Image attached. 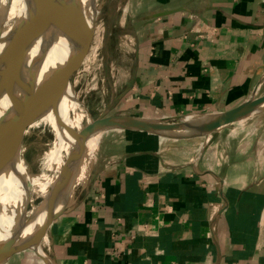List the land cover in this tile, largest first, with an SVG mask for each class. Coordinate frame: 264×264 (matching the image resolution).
Segmentation results:
<instances>
[{
  "label": "crops",
  "instance_id": "0c3cea01",
  "mask_svg": "<svg viewBox=\"0 0 264 264\" xmlns=\"http://www.w3.org/2000/svg\"><path fill=\"white\" fill-rule=\"evenodd\" d=\"M133 14L109 114L212 115L264 89V0H140ZM250 118L183 140L103 131L43 240L49 262L25 248L5 264H264V121Z\"/></svg>",
  "mask_w": 264,
  "mask_h": 264
},
{
  "label": "bare ground",
  "instance_id": "6f19581e",
  "mask_svg": "<svg viewBox=\"0 0 264 264\" xmlns=\"http://www.w3.org/2000/svg\"><path fill=\"white\" fill-rule=\"evenodd\" d=\"M69 3V0H0V31L5 37L4 40H0V52L8 45L7 39L21 22L20 42L22 46L28 45L24 76L26 80L35 77V82L16 92L15 103L8 101L6 97L0 99V118L4 117L1 128L6 127L9 139L20 142L29 122L32 124L42 120L53 125L58 140L50 157V165L57 172V177L50 188L59 179V174L75 146L77 136L85 127L84 119L89 115L78 98L73 96L69 68L52 82L38 86L54 69L66 64L73 50L71 43L58 27ZM199 117L190 115L186 120L191 121ZM101 134L102 131L94 132L86 142L77 163L71 188L60 191L51 200L47 198L41 209L33 212L32 219L22 232L24 240L36 233L49 215L69 204L77 181L88 162L87 158L94 150ZM25 182L22 150L15 156L11 153H0V240L9 239L18 229L15 221L17 213L12 214L10 209L14 211L17 207L23 206ZM48 194L47 190L46 197ZM18 213L17 217L21 215V212ZM46 238L45 236L43 240ZM36 248L43 252V241Z\"/></svg>",
  "mask_w": 264,
  "mask_h": 264
},
{
  "label": "water",
  "instance_id": "95a60500",
  "mask_svg": "<svg viewBox=\"0 0 264 264\" xmlns=\"http://www.w3.org/2000/svg\"><path fill=\"white\" fill-rule=\"evenodd\" d=\"M69 2L70 5L68 4L65 8L66 11L62 15V19L58 27L71 43L73 53L63 67L54 69L38 86H43L47 84V82H52L68 68L71 75V69L75 62V56L78 53H83L88 46L92 33V23L87 15L90 10L89 4L86 2L84 3L83 0H69ZM21 27V22L16 25L11 37L7 39L8 45L0 52V99L6 97L7 100L12 103H15L17 100L16 92L18 90L35 82V77L33 78L29 75V77L32 78L30 80H26L24 76L25 53L28 49V45L22 46L20 42L21 36L19 37V32L21 31ZM4 39L5 37H3V32L0 31V40ZM263 111L264 95L258 96L257 94L252 95L249 99L245 100L237 107L212 115H201L199 118L191 121L186 120L187 116L180 118L181 120L178 119L179 121L164 119L159 120L145 119L128 115H113L106 111L97 118L91 119V121H89L88 124L85 125L84 129H82V131L78 134L75 146L72 148L71 153L62 168L61 173L59 174V179L49 190L48 197H45L42 206L46 202L47 198L51 200L60 191L65 190L66 188H71L74 183L77 163L83 148L89 137L96 131L103 132L111 128H124L142 131L169 139H192L212 134L223 127L248 119ZM3 118L4 117L0 118V153H11L15 156L18 151L22 150L24 138L20 142H14L9 139L7 137L6 127L1 128ZM24 187L25 197L23 206L21 205L17 207L14 211L13 209H10L12 214L17 213L19 215L18 212H21L19 217L16 216L17 214L15 215V221L18 225V229L9 239L0 240V264H5L15 253L25 248L34 249L49 262L46 253L44 251L40 252L37 250L36 246L41 244L44 237L47 235L51 224L65 212L68 206V204L64 205L58 211L49 215L42 227L30 238L24 240L22 238L23 229L33 216L32 213L31 217H28L30 200L27 181L25 182ZM42 206L36 210L41 209Z\"/></svg>",
  "mask_w": 264,
  "mask_h": 264
},
{
  "label": "rangeland",
  "instance_id": "374dc122",
  "mask_svg": "<svg viewBox=\"0 0 264 264\" xmlns=\"http://www.w3.org/2000/svg\"><path fill=\"white\" fill-rule=\"evenodd\" d=\"M83 1L90 7L87 15L92 23V33L86 50L75 56L69 75L73 96L78 98L89 114L84 119V124L87 125L91 119L110 110L112 104H115L116 96L120 93L118 87L127 67L132 64V36L139 28L141 19L133 14L140 0ZM72 53L73 50L70 56ZM263 94L264 89L258 96ZM256 115L249 121H264V111ZM252 125L245 128L246 133L258 134L259 127ZM238 128L239 124L236 122L228 129H233L237 135ZM228 129L217 132L218 138H226ZM24 130L22 158L29 189L28 217H31L42 206L46 191L51 189L50 185L57 177V172L50 165V157L58 135L50 122L42 120L32 124L29 122ZM43 251L45 252L44 247Z\"/></svg>",
  "mask_w": 264,
  "mask_h": 264
}]
</instances>
